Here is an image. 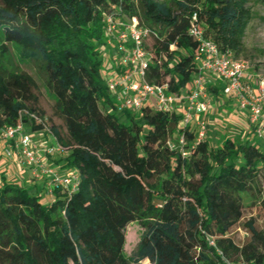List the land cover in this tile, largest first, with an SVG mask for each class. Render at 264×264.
Instances as JSON below:
<instances>
[{"label": "trees", "instance_id": "16d2710c", "mask_svg": "<svg viewBox=\"0 0 264 264\" xmlns=\"http://www.w3.org/2000/svg\"><path fill=\"white\" fill-rule=\"evenodd\" d=\"M249 2L0 0V126L20 122L47 138L48 127L64 168L77 176L74 190L53 188V198L0 176V264H223L217 251L231 263L264 264L262 143L226 139L213 147L205 138L188 146L184 158L167 146L178 133V113L144 106L142 124L126 111L128 122L121 123L96 49L104 38L103 12L121 8L136 16L157 36L147 40V80L180 94L197 74L190 15L196 12L205 36L233 58L253 18ZM10 44L20 62L38 64L64 133L37 109L34 79L6 65ZM209 91L218 96L223 86ZM33 113L40 123L29 118ZM185 135L191 144L195 132ZM241 194L259 197L247 218ZM131 223L143 232L126 257ZM235 229L248 235L245 241H234Z\"/></svg>", "mask_w": 264, "mask_h": 264}, {"label": "built area", "instance_id": "2783aa9c", "mask_svg": "<svg viewBox=\"0 0 264 264\" xmlns=\"http://www.w3.org/2000/svg\"><path fill=\"white\" fill-rule=\"evenodd\" d=\"M102 17L106 45L117 48L118 62L106 77V87L118 111L133 114L149 106L158 112L178 113V133L167 141V146L188 158V146L192 149L206 138L205 115L211 106L205 84L207 73L220 80L223 94L233 98L239 111L248 115L253 134L264 146V89H256L244 81V65L222 54L217 45L205 36L196 12L190 15L187 33L196 43L194 63L197 74L180 94L170 92L167 83L158 85L147 80V71L152 63L146 46L147 40L157 37L154 32L142 25L136 16H127L121 8L103 12ZM29 118L37 124L41 121L36 113L29 114ZM44 121L47 122V119L44 118ZM187 129L195 132L191 144L186 140ZM44 130L49 135V142L43 139V133L27 132L20 122L13 126H0V147H5L2 156L13 159L19 168L30 170L32 178L46 182L47 196L53 198V188L74 190L77 176L62 175L60 170L46 164L48 158L61 154L62 150L50 135L48 127ZM207 240L213 245L212 239ZM217 252L223 264H245L243 261L231 263Z\"/></svg>", "mask_w": 264, "mask_h": 264}, {"label": "rangeland", "instance_id": "374dc122", "mask_svg": "<svg viewBox=\"0 0 264 264\" xmlns=\"http://www.w3.org/2000/svg\"><path fill=\"white\" fill-rule=\"evenodd\" d=\"M158 2H185L187 0H156ZM253 18L248 24L242 43V51L237 57L230 58L234 61L240 62L245 67V82L256 89H264V0H250L249 5ZM9 54L5 60L6 65L11 70H19L25 72L31 76L36 83L35 95L38 97L37 109L42 111L44 117L47 119L50 125L59 127L62 133L64 128L62 122L53 116V105L54 100L44 87V80L38 70V64L33 61L20 62L18 58V49L15 45L10 44ZM98 51V57L101 61V75L106 78L110 74L114 65L118 62V55L114 49V46L106 45L104 38L96 44ZM168 81V78H166ZM207 91L211 94L210 87L207 86ZM213 96V110H211L209 120L207 122V133L206 138L213 147H218L224 140L231 139L239 143L250 142L256 145L258 142L261 143L254 134L252 127L249 124L248 119L242 115L238 109H231L227 111L228 104H233L235 101L231 97L223 98L219 94ZM223 98L224 100H220ZM235 105L233 104V107ZM108 111L111 108L107 107ZM231 111V112H229ZM136 116L137 122L141 123V116L139 111L133 113ZM116 117L123 124H126L128 120L124 114L120 111L115 112ZM176 135H174L175 137ZM47 137L43 136V139ZM46 141V140H45ZM5 147H0V176L5 175L7 181H10L22 188L28 190L29 193H33L36 189L39 190L41 195L46 196V182L43 184L41 180L32 178L30 170L26 168L16 167L13 159H7L2 156V150ZM65 155H56L53 158H48L46 161L47 165L53 166L55 169L64 170L63 160ZM62 174H73L72 171H67ZM262 180H264V171H262ZM36 184V186H35ZM45 192V193H44ZM256 196V194H255ZM251 196L250 194H241L242 203L244 206V218L250 216V213L256 212L259 206V197ZM143 230L138 223H131L126 227L125 233V245L124 254L126 257L130 256L141 237ZM248 235L244 234L241 230L235 229L233 231V238L236 243L245 241ZM140 264H148V261H143Z\"/></svg>", "mask_w": 264, "mask_h": 264}, {"label": "crops", "instance_id": "0c3cea01", "mask_svg": "<svg viewBox=\"0 0 264 264\" xmlns=\"http://www.w3.org/2000/svg\"><path fill=\"white\" fill-rule=\"evenodd\" d=\"M205 81H206V83H207V86H209V87H221V86H223V84L220 82V80H218L216 77H214L213 75H211V74H207V73H205ZM206 92H207V95H208V98H209V100H210V103H211V106H210V110H209V112H211V110H213V105H214V102H213V94L211 93H209L208 91H207V89H206ZM219 94L220 95H222L223 96V98L225 97V98H227V96H225L224 94H223V92L221 91V92H219ZM217 97H219V95L217 96ZM223 98H220V100H224ZM233 104L235 105L234 107H233ZM233 104H228V106H227V111L228 110H231V109H238V106H237V104L234 102ZM239 110V109H238ZM207 113L205 116H206V120H209L208 119V117L210 116V113ZM229 112H231V111H229ZM241 112V111H240ZM242 113V115L243 116H245L247 119H248V115L246 114V113H243V112H241ZM208 122V121H207ZM176 135V134H175ZM46 141H50V139L49 138H46L45 139ZM1 150V149H0ZM16 165V164H15ZM16 167H18L17 165H16ZM68 170H66V169H64V170H61V173H64V172H67ZM5 176V175H4Z\"/></svg>", "mask_w": 264, "mask_h": 264}]
</instances>
